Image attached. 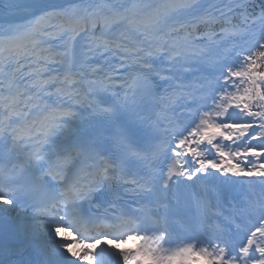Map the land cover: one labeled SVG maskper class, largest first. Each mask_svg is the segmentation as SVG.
<instances>
[{
  "label": "snow or ice",
  "instance_id": "6c2138e0",
  "mask_svg": "<svg viewBox=\"0 0 264 264\" xmlns=\"http://www.w3.org/2000/svg\"><path fill=\"white\" fill-rule=\"evenodd\" d=\"M0 10V264H264V0ZM149 212L155 237L65 239Z\"/></svg>",
  "mask_w": 264,
  "mask_h": 264
},
{
  "label": "bare ground",
  "instance_id": "6f19581e",
  "mask_svg": "<svg viewBox=\"0 0 264 264\" xmlns=\"http://www.w3.org/2000/svg\"><path fill=\"white\" fill-rule=\"evenodd\" d=\"M204 155L205 156H208L209 155V153H207V152H205L204 153ZM181 162L183 163V161L181 160ZM223 210L225 211V212H227L228 211V206L227 205H225L224 206V208H223ZM70 231V235H66L65 236V239H71V236H77V237H79L80 239H83V238H81L78 234H77V231H76V229H70L69 230ZM207 231H211L210 229H207ZM45 235L50 239V240H52V241H54V239H55V235H54V232H52V231H50V232H46L45 233ZM88 240H90V239H88ZM78 242V241H77Z\"/></svg>",
  "mask_w": 264,
  "mask_h": 264
},
{
  "label": "rangeland",
  "instance_id": "374dc122",
  "mask_svg": "<svg viewBox=\"0 0 264 264\" xmlns=\"http://www.w3.org/2000/svg\"><path fill=\"white\" fill-rule=\"evenodd\" d=\"M48 232V231H47Z\"/></svg>",
  "mask_w": 264,
  "mask_h": 264
}]
</instances>
